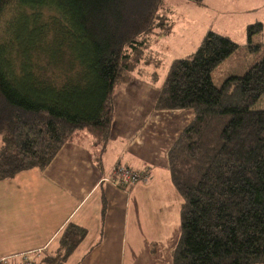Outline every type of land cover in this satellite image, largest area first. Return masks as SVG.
Listing matches in <instances>:
<instances>
[{
    "label": "trees",
    "instance_id": "1",
    "mask_svg": "<svg viewBox=\"0 0 264 264\" xmlns=\"http://www.w3.org/2000/svg\"><path fill=\"white\" fill-rule=\"evenodd\" d=\"M162 3L0 0V179L45 168L79 131L104 150L115 86L164 28ZM262 28L247 26L250 51L263 45L252 40ZM237 48L208 30L158 89L155 109L192 112L167 153L181 197L172 264H264V107H253L264 104V53L220 85L211 77ZM85 234L68 222L38 264H63Z\"/></svg>",
    "mask_w": 264,
    "mask_h": 264
},
{
    "label": "crops",
    "instance_id": "2",
    "mask_svg": "<svg viewBox=\"0 0 264 264\" xmlns=\"http://www.w3.org/2000/svg\"><path fill=\"white\" fill-rule=\"evenodd\" d=\"M141 82L145 88L127 84L114 92L115 126L102 152L79 131L45 168L0 179V257L53 252L71 222L86 234L72 251L75 260L63 264H172L179 209L170 218L153 186L170 180L167 153L192 112L155 109L159 88ZM117 163L147 170V180L128 188L106 180Z\"/></svg>",
    "mask_w": 264,
    "mask_h": 264
},
{
    "label": "rangeland",
    "instance_id": "3",
    "mask_svg": "<svg viewBox=\"0 0 264 264\" xmlns=\"http://www.w3.org/2000/svg\"><path fill=\"white\" fill-rule=\"evenodd\" d=\"M159 13L165 16L164 28L150 35L141 60L129 78L121 77L125 79L117 82L114 92L125 89L127 84L134 88L144 87L139 83L141 81L159 88L171 62L192 54L208 30L226 35L238 43V48L211 72L216 85H220L228 75L243 73L264 53V0H203L202 4L188 0H163ZM255 22H261L263 28L252 36V40L263 45L250 51L246 45V28ZM151 88L146 89L152 92L154 88ZM253 107H264V104L258 100ZM114 126L112 119L110 133ZM153 187H160L158 192L162 195L158 196V202L161 200L167 205L168 216L178 218L181 197L170 180H160ZM77 252H71L66 262L75 260Z\"/></svg>",
    "mask_w": 264,
    "mask_h": 264
},
{
    "label": "built area",
    "instance_id": "4",
    "mask_svg": "<svg viewBox=\"0 0 264 264\" xmlns=\"http://www.w3.org/2000/svg\"><path fill=\"white\" fill-rule=\"evenodd\" d=\"M147 178V170H136L128 165L117 163L105 179L121 188H128L137 182L146 181ZM45 255V247H41L18 255L1 256L0 264H38L40 258Z\"/></svg>",
    "mask_w": 264,
    "mask_h": 264
}]
</instances>
